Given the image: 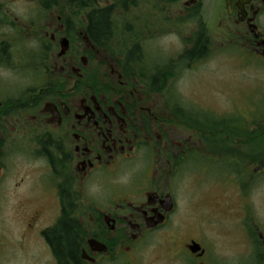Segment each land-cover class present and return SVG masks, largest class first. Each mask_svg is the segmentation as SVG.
I'll return each instance as SVG.
<instances>
[{
  "label": "flooded vegetation",
  "instance_id": "af4514ba",
  "mask_svg": "<svg viewBox=\"0 0 264 264\" xmlns=\"http://www.w3.org/2000/svg\"><path fill=\"white\" fill-rule=\"evenodd\" d=\"M217 56L264 78V0H0V264H264V105L176 87ZM187 176L220 188L197 230Z\"/></svg>",
  "mask_w": 264,
  "mask_h": 264
},
{
  "label": "rangeland",
  "instance_id": "374dc122",
  "mask_svg": "<svg viewBox=\"0 0 264 264\" xmlns=\"http://www.w3.org/2000/svg\"><path fill=\"white\" fill-rule=\"evenodd\" d=\"M211 67L210 71L207 66H203L194 73H185L187 78L176 85L178 93H180L179 98L182 102L189 100V102L202 107L203 110L199 111L200 113L206 116L208 115L207 113H210L214 115L216 120H222L224 117L230 118V116L235 119L242 118L247 123L246 126L252 129L257 123L255 118L257 113L256 106L264 105V92L261 90L264 78L260 79L257 69L253 66L245 67L237 62L227 60L225 57L217 56ZM194 80L198 81V83ZM188 166L195 169V167H201L202 164L191 163ZM219 191L220 188L215 187L210 181H202V177H200V182L196 181L193 176L185 177L180 199L184 201V205L193 206L192 209L196 210V213L190 219L187 218L186 224H195V230L199 226L203 227V225L209 224L208 221H204L205 216L202 213H206L203 210L214 207L213 195L218 194ZM257 193L254 192L253 195V202L255 203H257V196H259ZM259 193L264 197V191ZM7 194L13 196L16 193L8 192ZM229 194H233V191L229 192ZM255 195L257 196L255 197ZM233 223L234 221L229 224L231 230L235 227ZM211 237H213L215 242L221 239L215 233H212ZM170 238L174 237L171 236ZM236 241L232 243L235 244ZM159 243L161 247H164L162 240ZM178 244L180 243H176V245ZM31 252L35 253L36 251H28L26 256L25 252L16 251L12 257L13 264L31 260Z\"/></svg>",
  "mask_w": 264,
  "mask_h": 264
},
{
  "label": "trees",
  "instance_id": "16d2710c",
  "mask_svg": "<svg viewBox=\"0 0 264 264\" xmlns=\"http://www.w3.org/2000/svg\"><path fill=\"white\" fill-rule=\"evenodd\" d=\"M62 227L64 228V224H63ZM55 234H56V237L59 238L60 234L58 232H55ZM67 236H68L69 240H73L74 239V237L72 236V234L69 231H68ZM71 253L74 255L76 253V251H71Z\"/></svg>",
  "mask_w": 264,
  "mask_h": 264
}]
</instances>
